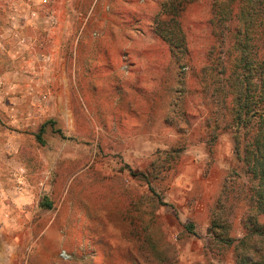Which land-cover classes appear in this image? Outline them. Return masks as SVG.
Returning <instances> with one entry per match:
<instances>
[{"label": "rangeland", "instance_id": "obj_1", "mask_svg": "<svg viewBox=\"0 0 264 264\" xmlns=\"http://www.w3.org/2000/svg\"><path fill=\"white\" fill-rule=\"evenodd\" d=\"M110 1L0 0V264H238L251 186L230 127L238 20L186 1L183 70L154 29L161 10L127 21ZM100 43L125 67L86 66L79 49ZM91 80L141 94L122 108L147 101L155 121L108 128L103 106L76 96Z\"/></svg>", "mask_w": 264, "mask_h": 264}, {"label": "trees", "instance_id": "obj_2", "mask_svg": "<svg viewBox=\"0 0 264 264\" xmlns=\"http://www.w3.org/2000/svg\"><path fill=\"white\" fill-rule=\"evenodd\" d=\"M186 1L189 0L164 1L154 26L155 31L170 44L180 69L186 67L188 49L181 22L175 18L178 14L174 13H180V7ZM213 11L214 19L224 20L228 13L231 18L238 20L235 32L240 58H236L232 67L236 107L230 127L237 154L243 160L242 170L247 177L245 182L251 186L248 187L247 201L250 203L245 215L248 225L244 237L236 245L239 252L237 262L264 264V53L261 52L264 41V0H214ZM163 13L170 15L169 20L162 19ZM185 74V71L181 72V80H184ZM44 126L37 134L41 143ZM44 207L51 208L52 203L47 202ZM232 241L230 239L228 243Z\"/></svg>", "mask_w": 264, "mask_h": 264}, {"label": "crops", "instance_id": "obj_3", "mask_svg": "<svg viewBox=\"0 0 264 264\" xmlns=\"http://www.w3.org/2000/svg\"><path fill=\"white\" fill-rule=\"evenodd\" d=\"M164 1L166 0H116V1H110L111 4H109V7H111L110 9H114L116 7L115 2H117V6L121 7L123 10V12H120V11L119 12L128 14L127 15L128 16L127 21H128L130 14L136 15L137 13L138 16H140L142 15V13H153V15H155L156 13H159L161 10V5ZM145 17H148V14ZM123 45H124L123 49L126 50L125 55L127 54L128 58L131 60V63H132V61L134 60L133 58L135 56L133 55L134 53L132 51H134L135 47L131 42H127V44H123ZM141 47L140 48L143 51L145 58H149L151 60L148 64L153 62V64L157 66V61H159V63L162 65L161 60H157V58H159V54L152 53V50L154 49L156 50L155 47L152 48L149 45H142ZM107 49L108 48H104V45L102 43L89 44L87 45V47L85 48L81 47L79 49L78 56L79 58L82 57L81 59L82 60L84 59L86 61L85 64L88 61H94L96 65H99L97 67H99L101 71H105V72L110 71V68H109L110 65L111 66L116 65V66H120L124 68L126 60L124 61L122 58H120L121 54L115 53L113 58H108ZM169 51L171 53L170 47H169ZM93 52H95L94 55H93ZM92 55L95 56L94 59L92 58ZM75 60H77V53H75ZM164 60H166V57H164ZM86 66L88 65L86 64ZM163 66H166L165 61H164ZM86 68H89V67H86ZM92 81L95 82V80H91V82ZM144 81H148V80H144ZM93 82L91 84L86 83L84 90L82 89L78 90V93H76V96H78L81 99L83 98L86 99V101H84V105H85L86 111L89 113L93 112L92 107L97 106V105H102L104 113H106L107 115L104 121L108 122V125H107L108 128H111L110 124H113V126L116 125V128H122L124 126L127 127L126 123H129L132 121L133 129L135 128L141 129L142 127H145L146 125L150 126V124L153 121H155L156 111L150 110V106L148 105L147 101L142 102L145 107L143 109L144 111L136 109V112L133 111V112L128 113L125 111L124 108H122L125 105L124 101H122V98L125 97V94L127 95L130 93L131 95H134L135 98L136 96L137 98H141L140 97L141 94L139 95V93L133 90H125V85L122 90L121 86L117 87L116 85L114 86L110 84H107L106 86H104L101 83L96 84ZM147 86L148 85H145V88L150 87V85L149 87ZM104 87L109 88L110 91L108 89H105ZM146 90L147 89H145L144 92H146ZM138 92H139V89H138ZM89 98H93V100L89 101L88 100ZM96 98L97 99L99 98L101 100H96ZM70 99H71V96H70ZM154 103L156 105L155 100H154ZM132 105H134L133 102H132ZM131 113L132 114L137 113L138 116L137 117L134 116L133 118H131L130 116ZM125 120L127 122H125ZM11 140H12L11 138L7 139L6 147H8L11 144L12 142ZM7 155L8 154H6V156Z\"/></svg>", "mask_w": 264, "mask_h": 264}]
</instances>
